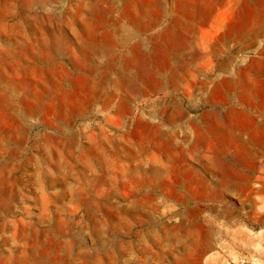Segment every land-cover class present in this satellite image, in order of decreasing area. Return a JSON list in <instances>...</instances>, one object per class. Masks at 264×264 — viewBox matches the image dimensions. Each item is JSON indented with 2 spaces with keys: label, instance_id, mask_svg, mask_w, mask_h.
I'll return each instance as SVG.
<instances>
[{
  "label": "rangeland",
  "instance_id": "obj_1",
  "mask_svg": "<svg viewBox=\"0 0 264 264\" xmlns=\"http://www.w3.org/2000/svg\"><path fill=\"white\" fill-rule=\"evenodd\" d=\"M227 1L0 0V264H264V5L237 49Z\"/></svg>",
  "mask_w": 264,
  "mask_h": 264
},
{
  "label": "crops",
  "instance_id": "obj_2",
  "mask_svg": "<svg viewBox=\"0 0 264 264\" xmlns=\"http://www.w3.org/2000/svg\"><path fill=\"white\" fill-rule=\"evenodd\" d=\"M110 3H115L117 0H108ZM223 1V0H219ZM257 4L264 5V0H254ZM158 2H164V0H158ZM223 11L218 17V23H222L225 20H229L228 25L231 24L236 25V27H233V30L237 33L238 37L236 38V44L237 49H245L247 46H251L256 44L254 40L246 39L245 33L246 31V23L255 20L256 23H258V26L254 29L253 35H258L260 33V21H261V15L255 11V8H252L249 1L245 0L241 3H239V0H228L226 3L223 2ZM161 9V10H160ZM163 6L159 8L160 12L162 11ZM107 15L109 14L106 12ZM158 14V10H157ZM154 15H156V11H151L147 7H143L142 9H136L135 14L131 16L130 24L133 26V29L136 32H145L147 31L154 23ZM207 12L204 13L201 11L200 14H197V12L193 13L192 16L195 17V19H200L204 23L205 18L207 17ZM107 24H111L110 20H107ZM229 25V26H231ZM231 26V28H232ZM171 28V26H169ZM149 39L148 36L142 37L132 47H129L125 49L122 52V57L120 59L119 64L116 67L117 74L120 78L123 79H134V80H143L145 79L146 73L150 70L151 67V56L147 55L145 50L142 49V46L145 42H147ZM133 48L137 50V55H134L132 52ZM258 48L261 49V47L258 45ZM259 55H264V52H259ZM117 63V59H109L108 65L112 66L113 64ZM224 62L222 60H218L216 63V69L217 70H224L225 69ZM121 69V73H120ZM156 73H153L155 76ZM157 75V74H156ZM229 78H225V81H228ZM217 91L221 92L223 95L225 94V91L221 88L220 84L217 85ZM173 113L172 115L167 116L164 121L166 124L175 125L177 124L181 119L186 118V116L178 109H172ZM175 115H178V117H175ZM160 125H154L153 127L156 129L161 128ZM188 129L192 133H196V135L200 132H204V130L195 125L194 123L188 121L187 123ZM206 136V134H205ZM188 156L191 155L195 158L202 156L200 151H197L195 149H189Z\"/></svg>",
  "mask_w": 264,
  "mask_h": 264
},
{
  "label": "bare ground",
  "instance_id": "obj_3",
  "mask_svg": "<svg viewBox=\"0 0 264 264\" xmlns=\"http://www.w3.org/2000/svg\"><path fill=\"white\" fill-rule=\"evenodd\" d=\"M93 46V45H92ZM96 46H98V45H96ZM96 49V48H95ZM108 53V52H107ZM120 73H121V69H120ZM98 86H100L99 84H98Z\"/></svg>",
  "mask_w": 264,
  "mask_h": 264
}]
</instances>
